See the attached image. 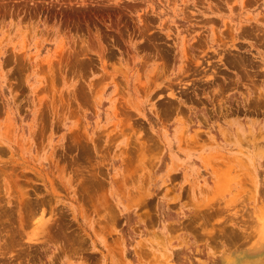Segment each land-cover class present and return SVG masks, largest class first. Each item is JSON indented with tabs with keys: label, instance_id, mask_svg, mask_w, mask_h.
<instances>
[{
	"label": "rangeland",
	"instance_id": "374dc122",
	"mask_svg": "<svg viewBox=\"0 0 264 264\" xmlns=\"http://www.w3.org/2000/svg\"><path fill=\"white\" fill-rule=\"evenodd\" d=\"M263 250L264 0H0V264Z\"/></svg>",
	"mask_w": 264,
	"mask_h": 264
},
{
	"label": "bare ground",
	"instance_id": "6f19581e",
	"mask_svg": "<svg viewBox=\"0 0 264 264\" xmlns=\"http://www.w3.org/2000/svg\"><path fill=\"white\" fill-rule=\"evenodd\" d=\"M223 63V62H222ZM220 64V63H219ZM215 65V64H214ZM217 65V64H216ZM215 69V68H214ZM211 73V72H209ZM213 74V73H212ZM176 95V94H175ZM253 213V212H252ZM198 216V215H197ZM199 218V217H198ZM256 219V218H255ZM254 219V220H255ZM243 225V224H242ZM247 227V226H246ZM225 232V231H224ZM223 232V234L225 235V233ZM228 234V233H227ZM215 235V234H214ZM229 235V234H228ZM240 236V234H239ZM238 236V237H239ZM246 236V235H245ZM224 237V236H223ZM237 237V236H236ZM227 238V237H226ZM243 238V237H242ZM229 239V238H228ZM232 239V238H231ZM229 239V240H231ZM215 240V239H213ZM235 240V238H234ZM226 240H224L225 242ZM233 241V240H232ZM232 241L230 243H232ZM243 241V240H241ZM247 241L249 242V239H247ZM246 240L244 242H247ZM235 242V241H234ZM240 242V240H239ZM247 242V243H248ZM211 243V242H210ZM227 243V242H226ZM242 244V243H241ZM234 246V245H233ZM236 246V245H235ZM237 246H239V244H237ZM232 247V246H231ZM252 249V248H251ZM228 250V248H227ZM224 263L223 264H264V250L261 252H242L240 255H235V256H230V255H226V257L224 258Z\"/></svg>",
	"mask_w": 264,
	"mask_h": 264
}]
</instances>
